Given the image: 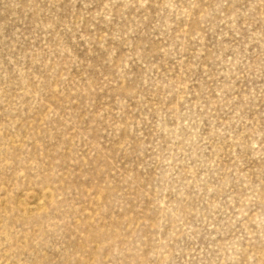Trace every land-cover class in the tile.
<instances>
[{
    "label": "rangeland",
    "instance_id": "1",
    "mask_svg": "<svg viewBox=\"0 0 264 264\" xmlns=\"http://www.w3.org/2000/svg\"><path fill=\"white\" fill-rule=\"evenodd\" d=\"M0 264H264V0H0Z\"/></svg>",
    "mask_w": 264,
    "mask_h": 264
}]
</instances>
